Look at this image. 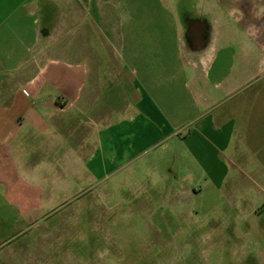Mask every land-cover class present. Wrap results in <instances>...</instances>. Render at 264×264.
I'll return each instance as SVG.
<instances>
[{
    "label": "crops",
    "instance_id": "obj_1",
    "mask_svg": "<svg viewBox=\"0 0 264 264\" xmlns=\"http://www.w3.org/2000/svg\"><path fill=\"white\" fill-rule=\"evenodd\" d=\"M183 3L0 0V188L36 201L52 167L112 200L264 201V0ZM11 239L0 264H28Z\"/></svg>",
    "mask_w": 264,
    "mask_h": 264
},
{
    "label": "rangeland",
    "instance_id": "obj_2",
    "mask_svg": "<svg viewBox=\"0 0 264 264\" xmlns=\"http://www.w3.org/2000/svg\"><path fill=\"white\" fill-rule=\"evenodd\" d=\"M182 1L191 12L202 5ZM157 16L168 22L178 15ZM167 33L160 31V39ZM43 174L36 201L0 188V237L12 238V254L28 264H264V201H244L253 190H233L237 201L221 207L217 201H122L110 199L104 181L96 189L84 183V173L71 179L51 167ZM32 207L31 217L22 218Z\"/></svg>",
    "mask_w": 264,
    "mask_h": 264
}]
</instances>
